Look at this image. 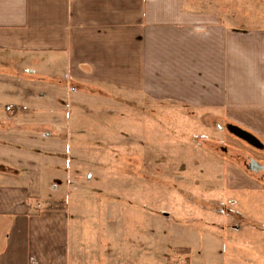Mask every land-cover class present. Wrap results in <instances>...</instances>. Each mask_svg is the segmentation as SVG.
Wrapping results in <instances>:
<instances>
[{"label": "rangeland", "instance_id": "374dc122", "mask_svg": "<svg viewBox=\"0 0 264 264\" xmlns=\"http://www.w3.org/2000/svg\"><path fill=\"white\" fill-rule=\"evenodd\" d=\"M195 2L228 13L237 26H264V0ZM39 62L0 51V120L35 125L16 127L36 141L18 146L28 155L18 170L42 194L68 196L73 264H122L120 257L129 264H229L262 256L264 234L233 230L218 212L231 200L229 162L244 167L234 152L257 153L200 110L101 86L72 91L65 79L57 87L51 76L39 79L52 73ZM14 165L0 158L1 169Z\"/></svg>", "mask_w": 264, "mask_h": 264}, {"label": "crops", "instance_id": "0c3cea01", "mask_svg": "<svg viewBox=\"0 0 264 264\" xmlns=\"http://www.w3.org/2000/svg\"><path fill=\"white\" fill-rule=\"evenodd\" d=\"M232 20L195 0H0V51L49 63L39 79L57 87L65 79L72 91L101 86L207 113L258 154L235 151L244 167L229 162L225 186L238 213L229 221L241 222L232 229L264 234V172L247 168L264 165V26ZM22 121L0 120V158L15 162L0 168V264H73L68 196L42 194L18 170L28 157L18 146L36 143L17 130L35 127ZM228 262L264 264V253Z\"/></svg>", "mask_w": 264, "mask_h": 264}, {"label": "built area", "instance_id": "2783aa9c", "mask_svg": "<svg viewBox=\"0 0 264 264\" xmlns=\"http://www.w3.org/2000/svg\"><path fill=\"white\" fill-rule=\"evenodd\" d=\"M234 201L229 200L228 205L226 202H221L219 205V212L224 213L226 216L231 217L233 219L234 215L238 214L236 209L233 207ZM234 220V219H233ZM234 228H238V224L236 221H233Z\"/></svg>", "mask_w": 264, "mask_h": 264}, {"label": "water", "instance_id": "95a60500", "mask_svg": "<svg viewBox=\"0 0 264 264\" xmlns=\"http://www.w3.org/2000/svg\"><path fill=\"white\" fill-rule=\"evenodd\" d=\"M247 168L253 171H263L264 165L259 164L256 160L251 159L247 165Z\"/></svg>", "mask_w": 264, "mask_h": 264}]
</instances>
